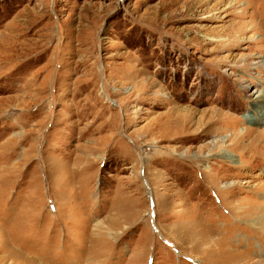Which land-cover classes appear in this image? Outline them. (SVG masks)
I'll list each match as a JSON object with an SVG mask.
<instances>
[{
    "label": "rangeland",
    "instance_id": "1",
    "mask_svg": "<svg viewBox=\"0 0 264 264\" xmlns=\"http://www.w3.org/2000/svg\"><path fill=\"white\" fill-rule=\"evenodd\" d=\"M29 257L264 264V0H0V264Z\"/></svg>",
    "mask_w": 264,
    "mask_h": 264
},
{
    "label": "bare ground",
    "instance_id": "2",
    "mask_svg": "<svg viewBox=\"0 0 264 264\" xmlns=\"http://www.w3.org/2000/svg\"><path fill=\"white\" fill-rule=\"evenodd\" d=\"M254 222H255V221H254ZM252 223H253V222H252ZM178 247H179V246H178ZM27 255H28V254H27ZM6 257H7V256H6ZM24 257H25V259L27 260L28 257H26L25 255H24ZM30 257H31V255H30ZM30 257H29V259H30ZM4 258H5V257H4ZM4 258H3V259H4ZM194 258H195L196 260H198V257H194ZM25 259H24V260H25ZM32 259H33V255H32ZM32 259H30V264H33V261H34V260H32ZM6 260H7V259H6ZM4 264H6V263H4ZM25 264H26V263H25Z\"/></svg>",
    "mask_w": 264,
    "mask_h": 264
}]
</instances>
